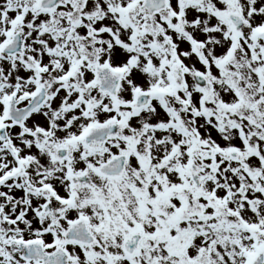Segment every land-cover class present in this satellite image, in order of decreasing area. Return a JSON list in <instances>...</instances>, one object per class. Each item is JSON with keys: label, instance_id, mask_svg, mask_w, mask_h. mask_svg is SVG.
Listing matches in <instances>:
<instances>
[{"label": "snow or ice", "instance_id": "obj_1", "mask_svg": "<svg viewBox=\"0 0 264 264\" xmlns=\"http://www.w3.org/2000/svg\"><path fill=\"white\" fill-rule=\"evenodd\" d=\"M0 264H264V0H0Z\"/></svg>", "mask_w": 264, "mask_h": 264}]
</instances>
